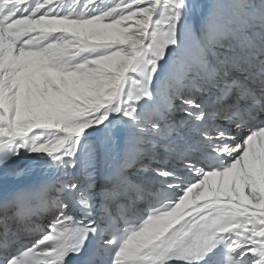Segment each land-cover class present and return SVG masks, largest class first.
Here are the masks:
<instances>
[{
  "label": "snow or ice",
  "instance_id": "6c2138e0",
  "mask_svg": "<svg viewBox=\"0 0 264 264\" xmlns=\"http://www.w3.org/2000/svg\"><path fill=\"white\" fill-rule=\"evenodd\" d=\"M0 264H264V0H0Z\"/></svg>",
  "mask_w": 264,
  "mask_h": 264
}]
</instances>
